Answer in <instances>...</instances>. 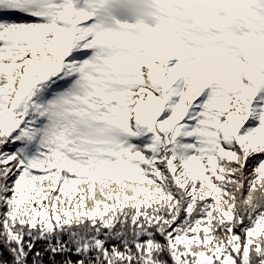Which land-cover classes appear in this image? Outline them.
I'll return each instance as SVG.
<instances>
[{
    "label": "snow or ice",
    "instance_id": "1",
    "mask_svg": "<svg viewBox=\"0 0 264 264\" xmlns=\"http://www.w3.org/2000/svg\"><path fill=\"white\" fill-rule=\"evenodd\" d=\"M0 264H264V0H0Z\"/></svg>",
    "mask_w": 264,
    "mask_h": 264
}]
</instances>
